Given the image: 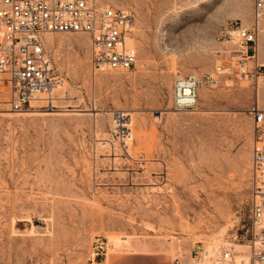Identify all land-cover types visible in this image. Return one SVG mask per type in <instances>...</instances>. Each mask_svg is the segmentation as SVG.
<instances>
[{
  "label": "rangeland",
  "instance_id": "1",
  "mask_svg": "<svg viewBox=\"0 0 264 264\" xmlns=\"http://www.w3.org/2000/svg\"><path fill=\"white\" fill-rule=\"evenodd\" d=\"M100 1L136 15L134 69L97 71L88 35L49 34L65 78L53 108L12 111L0 80V264H91L124 251L174 261L200 242L229 243L239 264L252 238L250 111L264 108V17L258 78L232 68L194 111L177 113L176 79L242 59L219 27L252 26L254 0ZM115 110L133 116L128 150L113 135Z\"/></svg>",
  "mask_w": 264,
  "mask_h": 264
},
{
  "label": "built area",
  "instance_id": "2",
  "mask_svg": "<svg viewBox=\"0 0 264 264\" xmlns=\"http://www.w3.org/2000/svg\"><path fill=\"white\" fill-rule=\"evenodd\" d=\"M254 23L244 27L237 21L219 27V39L241 47L242 59L234 67H219L211 74H189L175 80L173 109L189 113L198 105L200 91L216 88L220 76L236 69L239 77L258 78L263 68L256 55L264 0H254ZM135 13L116 8L100 0H0V80L10 88V106L23 112L40 104L53 108L56 92L65 86V78L56 69L46 46L49 34H86L91 39L92 66L102 72H126L134 69L138 51L129 42L136 26ZM249 63L254 66L250 71ZM233 82H229L231 85ZM254 143L252 149V188L249 264H264V108L254 106ZM113 135L127 150L133 140V116L128 111L111 112ZM106 245H100L106 250ZM99 256V253L96 254ZM192 264H233V248L227 242L210 251L197 243ZM179 264V260H175Z\"/></svg>",
  "mask_w": 264,
  "mask_h": 264
},
{
  "label": "crops",
  "instance_id": "3",
  "mask_svg": "<svg viewBox=\"0 0 264 264\" xmlns=\"http://www.w3.org/2000/svg\"><path fill=\"white\" fill-rule=\"evenodd\" d=\"M175 260L171 261L148 251H124L105 256L91 264H175ZM177 260H179V264H192L191 257Z\"/></svg>",
  "mask_w": 264,
  "mask_h": 264
},
{
  "label": "bare ground",
  "instance_id": "4",
  "mask_svg": "<svg viewBox=\"0 0 264 264\" xmlns=\"http://www.w3.org/2000/svg\"><path fill=\"white\" fill-rule=\"evenodd\" d=\"M52 43H54V42H52ZM238 260H239V264H249V254L247 255L246 252L244 253V250H243V252L240 251L238 253ZM242 262H245V263H242Z\"/></svg>",
  "mask_w": 264,
  "mask_h": 264
}]
</instances>
